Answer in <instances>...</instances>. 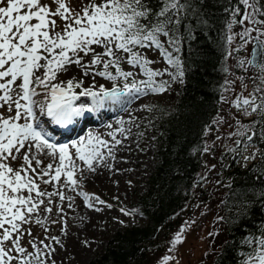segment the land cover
Here are the masks:
<instances>
[{
  "label": "snow or ice",
  "instance_id": "snow-or-ice-1",
  "mask_svg": "<svg viewBox=\"0 0 264 264\" xmlns=\"http://www.w3.org/2000/svg\"><path fill=\"white\" fill-rule=\"evenodd\" d=\"M69 3L0 0V264H57L53 244L64 245L59 236L48 234V225L61 224L60 231L67 234L64 202L68 209L75 202L67 192H76L89 208L94 207L90 200L106 203L84 192L82 182L84 170L95 171L105 161L101 149L111 156L110 141L90 133L70 145L51 142L36 110L52 122L66 125L83 111L93 110L75 105L81 97L90 98L95 107L109 101L125 106L143 95L167 92L171 82L184 83L186 66L180 54L190 41L213 28V9H220L221 40L230 48L225 60L233 52L250 51L252 58L239 59L235 66L247 64L258 73L248 77L251 91H247L245 77H237L239 92L231 88L234 81H226V90L234 95H222L220 102L236 113L220 109L204 123L201 142L194 146L193 154L208 155L217 163L204 160L205 172L198 174V183L211 182L209 173L215 171L219 177L215 185L228 190L220 200L225 208L229 201L233 206L252 203L250 196L264 201V0H87L79 10ZM157 52L156 59L150 58L149 53ZM161 60L168 67H152ZM73 66L82 73L80 79H59ZM165 75L170 81L157 79ZM97 77L112 86H97ZM85 78L91 80L87 87ZM41 95L43 100L36 99ZM225 125L230 131L221 130ZM116 131L124 133L123 128L108 133L112 147L122 143ZM233 166L245 170L239 186V176H229L228 182H223L222 173ZM76 173H80L79 179ZM121 212L131 214L123 208ZM223 220V216L216 217V222ZM25 225L42 228L43 239ZM187 227V222L181 225L169 242L168 254L157 264L176 261L173 253L183 242ZM246 248L239 264H264V232L246 238Z\"/></svg>",
  "mask_w": 264,
  "mask_h": 264
},
{
  "label": "trees",
  "instance_id": "trees-1",
  "mask_svg": "<svg viewBox=\"0 0 264 264\" xmlns=\"http://www.w3.org/2000/svg\"><path fill=\"white\" fill-rule=\"evenodd\" d=\"M213 10L216 12L213 28L207 35L201 33L195 41H190L180 54L186 66L184 83L170 100L169 108L159 112L155 121V162L144 182V191L136 195L144 221L115 231L86 264H148L152 257L165 251L166 243L171 246L169 242L181 225L188 223L187 218L195 216L192 202L198 204L196 215L208 216L204 264H239L247 250L246 238L252 239L264 232V201L250 196L252 203L233 206V201H229L225 208L220 200L228 190L215 185V179H219L215 171L209 173L211 182L203 181L208 183L206 188L201 189L198 183V174L205 172L204 160L217 163L209 156L203 158L199 152L193 154L194 146L201 142L204 123L211 121L220 109L224 113H236L220 102L222 95L227 98L234 95L233 91L226 90L229 88L226 81H234L231 88L239 92L237 77H245L247 91H251L248 77L258 73V69L247 64L244 68L235 66L239 59H245L241 51L233 52L225 60L230 48L221 40L224 27L220 9ZM221 130L230 131L226 125ZM219 152L217 149V156ZM222 175L224 183L229 176H239L236 181L239 186L245 170L233 166ZM217 216L225 220L216 222ZM216 231L220 233L218 236L209 235Z\"/></svg>",
  "mask_w": 264,
  "mask_h": 264
},
{
  "label": "rangeland",
  "instance_id": "rangeland-1",
  "mask_svg": "<svg viewBox=\"0 0 264 264\" xmlns=\"http://www.w3.org/2000/svg\"><path fill=\"white\" fill-rule=\"evenodd\" d=\"M83 3L87 0H70L69 7L79 10ZM53 9L55 5H52ZM57 22L63 25V22L56 17ZM252 47V46H250ZM99 51V49H98ZM242 55L245 60L249 59L250 51L242 50ZM150 58L156 59L159 56L157 52L155 55L149 53ZM241 57V58H243ZM153 68L163 69L168 67L166 63L161 60L158 64H153ZM124 68L128 70V66L125 64ZM82 73L78 68L73 66L68 72L66 80L70 77H76L80 79ZM140 78V77H138ZM159 79L169 80L170 77L165 75L164 77H158ZM65 80V81H66ZM97 86L103 84L106 88H110L112 83L97 77ZM91 84V80L85 78V87ZM179 80L171 82L169 90L162 94H148L139 98L134 106V116L130 119L127 125H124V133H115L116 138L122 139L121 144L112 147L111 137L109 135H99L103 139L109 140V147L112 148L111 156L108 154L107 149L105 154H108V162L112 163V166H120L115 172L114 179L109 175L107 178H102L100 182L92 181L86 183L85 179L82 182V190L89 194L98 196L101 200L105 201V204L96 203L95 200H90V203L94 205L91 211L97 215L96 220L93 223H87L82 220L79 212L73 208H67V201L64 202L65 207V221L67 224L66 235L60 231L61 224H50L49 235H56L61 238L64 248L59 245L53 244L57 251L54 254V259L57 264H86L88 260L93 256L94 252L99 250L106 240L117 230H121L124 227L131 225H140L144 221V215L140 211V207L136 201V195L141 194L144 191V182L153 169L154 165V153L155 147L153 143L155 121L159 112L166 111L170 106V100L172 97L179 93ZM77 92L80 89H76ZM247 95V92H245ZM230 96L229 98H231ZM36 99L43 100V95ZM110 107L115 106L116 103L108 102ZM43 124V123H42ZM119 134V135H118ZM124 135V136H123ZM127 137V138H125ZM113 143V142H112ZM121 147V148H118ZM115 151V152H113ZM115 157L114 159L112 157ZM208 156V155H205ZM204 158V156H203ZM91 171L84 170L83 176L86 178ZM80 173H76L77 179H79ZM64 178L62 177V180ZM200 188L207 187V182H200ZM48 190H52L50 187ZM67 195L74 197V201H83L82 197H79L76 192H67ZM58 200V197L54 198ZM111 204L112 207L108 208L107 205ZM192 211L195 212V216H191L188 219V225L186 231L183 233V242L176 246V251L173 255L176 256V261H170L169 264H204L206 262L205 253L208 249L206 245L207 236V217L201 218L196 215L198 211L196 209L197 202H192ZM74 207V206H73ZM99 208L100 211L95 209ZM128 210L131 214L125 215L121 212V209ZM189 210L191 208L189 207ZM183 217H185L183 215ZM56 219L55 216L52 217ZM25 227H31L33 234L38 235L43 239L45 233L38 225H25ZM27 237H25V243ZM86 242V243H85ZM165 251L160 255L154 256L149 260L148 264H157L165 254H168L165 244ZM31 250V249H29Z\"/></svg>",
  "mask_w": 264,
  "mask_h": 264
},
{
  "label": "bare ground",
  "instance_id": "bare-ground-1",
  "mask_svg": "<svg viewBox=\"0 0 264 264\" xmlns=\"http://www.w3.org/2000/svg\"><path fill=\"white\" fill-rule=\"evenodd\" d=\"M67 74H61L59 79L65 81ZM138 100L139 99L133 100L130 104H127L125 106H122L121 104H116L115 106L110 107L108 105V102H106L103 107L93 106L92 111H83L79 116L74 117L71 123H68L66 125H58L52 122L50 118H48L46 115H41L39 113V109H37L36 111L39 117V121L44 123V126L50 128L48 137L50 141L58 143H67L70 145L72 142L77 141L82 137H87L90 133L92 135L102 134L106 136L109 132L123 128L124 125H127L130 119H132V117L134 116L133 110ZM74 103L77 106L92 105L91 99L86 97H81ZM120 121H122L123 123H119ZM109 125H111V128L108 127ZM119 140L122 141L120 137ZM101 151L104 153L106 159L104 162H101L98 166L95 167V171H91L89 173V175L85 178L86 183L92 181L100 182L103 177L107 178L109 175H111V178L109 177L108 179H114V175L117 171V168H120V166H116L115 168L112 166L111 161L110 163L108 162L109 156L108 154H105L106 149H101ZM106 164L110 165L111 167L109 168L105 166ZM73 206V209L79 212L78 216L81 215L82 217H84L82 218V220L86 221L87 223L95 222L97 215H95L91 211V208L86 207L83 201H75Z\"/></svg>",
  "mask_w": 264,
  "mask_h": 264
},
{
  "label": "water",
  "instance_id": "water-1",
  "mask_svg": "<svg viewBox=\"0 0 264 264\" xmlns=\"http://www.w3.org/2000/svg\"><path fill=\"white\" fill-rule=\"evenodd\" d=\"M251 58H252V57H251V54H250L249 59H251ZM257 61L260 62V61H259V57H257Z\"/></svg>",
  "mask_w": 264,
  "mask_h": 264
}]
</instances>
